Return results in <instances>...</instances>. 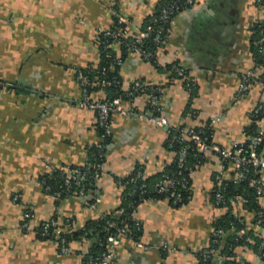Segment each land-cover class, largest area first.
<instances>
[{
  "label": "crops",
  "instance_id": "crops-1",
  "mask_svg": "<svg viewBox=\"0 0 264 264\" xmlns=\"http://www.w3.org/2000/svg\"><path fill=\"white\" fill-rule=\"evenodd\" d=\"M164 1L0 0V81L15 87L21 81L24 89L0 90V264H86L83 256L89 248L84 241H71V253L63 255L57 243L38 238L33 230L54 218L69 233L77 232L100 215L120 211L123 181L136 169L154 180L174 164L176 155L167 146L169 129L114 114L102 176L93 193L59 200L42 185L43 176L54 169L85 166L91 148L101 143L96 113L78 105L82 92L77 75L100 65L97 37L116 21L109 7L114 4L129 20L124 35L133 37ZM263 21L264 6L257 0H197L175 17L157 52V65L136 54L126 56L119 71L123 91L136 81L158 89L170 128L205 127L217 120L211 128L213 144L230 150L243 140L251 113L264 102L259 81L264 68L257 67L251 46L254 28ZM172 64L187 70L198 87L196 95L166 70ZM249 71L255 72L256 82L237 101L241 76ZM105 97L102 89L91 94L93 101ZM123 106L149 110L145 96L133 103L123 100ZM258 128L264 130V118ZM205 157L191 174L184 204L159 200L135 209L143 247L121 240L114 264H201L200 254L210 251L215 221L225 213L213 198L222 160L213 151ZM226 168L228 181L234 171L231 164ZM260 176L264 179V169ZM94 195L100 198L96 210L89 205ZM260 204L264 209V197ZM27 211L34 215L28 233L20 229ZM242 217L264 238V228L252 227L254 213L245 211ZM237 254L243 264H264L248 247ZM212 264L224 263L214 259Z\"/></svg>",
  "mask_w": 264,
  "mask_h": 264
},
{
  "label": "built area",
  "instance_id": "built-area-1",
  "mask_svg": "<svg viewBox=\"0 0 264 264\" xmlns=\"http://www.w3.org/2000/svg\"><path fill=\"white\" fill-rule=\"evenodd\" d=\"M197 0H186L184 3H181L180 0H172L168 5H166L162 12L159 13L158 17H154L151 25H149L146 30L140 31L132 38H128L124 35L125 31L121 29V26L129 24V20L120 16L117 10V7L112 4L109 7L112 15L117 19V23L115 22L113 26L106 30L101 31L99 34H103L104 45L106 57L109 59H113L114 62L122 67L124 62L119 55L114 56L110 49L120 48L121 46H125L129 52L132 54H136L140 56L143 60L147 62H151L152 59L157 61V52L161 49V46L164 45L166 41V34L173 24L175 17L181 13L183 10H188L187 8H192L195 6ZM258 4L264 6V0H257ZM189 8V9H190ZM160 24V25H159ZM260 30V40L256 42V45L259 46V52L263 57L264 61V21L259 25ZM151 39L155 49L150 51L144 49V44L147 40ZM156 50V51H155ZM119 54V51H117ZM264 68V67H259ZM107 69H103L101 74L105 75ZM172 74H175L177 78L182 79L187 87H195L196 83L193 79L189 77L186 73V69L181 66L173 65L171 70H169ZM255 72L249 71L244 73L241 76V81L235 96L237 101L243 100L250 89L255 83ZM77 81L81 88V99L78 101V105L88 111L95 112L98 117V126L103 131L101 135V141L109 138L111 133V118L114 114H121L125 116H132L138 120L147 121L151 124H155L160 128H168L170 129V124L168 120L162 115V106H161V98L158 95V89L146 84L142 81H136L133 83L127 90V101L133 103L136 98L140 96H145L149 103V110L147 112H138L136 109L130 108L127 109L123 106V100L121 98H115L110 100L108 98H104L99 101H93L91 99V90L94 87V84L91 82L90 78L83 74L78 73ZM105 86H111L112 84H119L117 80L115 81H103ZM262 84V83H261ZM9 84L0 83V89H5ZM264 87V84H262ZM264 113V102L258 105L250 115L252 121L257 120L258 117ZM217 120H213L208 126L212 128L213 123ZM252 123V122H251ZM208 138H205L204 132H197L193 129H184L180 131V135L176 134L173 136V143L177 142H192L195 145V149L198 153L203 156H206L209 151H213L217 153L221 160L222 165L220 171L216 175V182L218 184V188L222 186V182L225 181L226 174V166L229 164L233 167L234 176L233 181L235 184L240 183L242 180L246 178V176L254 171H261L264 169V148L261 149L264 144V130L260 131L258 135L253 137H247L244 132V138L240 142H235L230 150H223L216 146H210L207 142ZM191 146H186L179 153H177V166L178 172L172 174H164L162 179L155 184L153 188V192L160 196H165V200L172 201L174 204H179L183 201V192L188 191L191 186V174L194 171L192 167L188 165V153ZM101 149V147H100ZM195 151L194 149H192ZM100 155V153H97ZM93 157L96 158L97 155L93 154ZM102 165L97 160L92 161L88 160L83 169H61V170H52L49 175H53L56 171H59L57 178L64 180V185L58 187L56 190L48 185L47 181L43 182V187L45 192L53 193L49 195H53L56 198H61L62 195L71 194V191L74 188H77L74 192L75 195L80 198H86L88 195L87 187L89 184H93L96 186L98 181L102 176ZM144 181V173L142 170L137 172V175L130 180V183L135 184V191L132 192V196L138 194L139 198L142 200L143 204L151 202L148 197H146L148 193L147 184L141 183L140 181ZM251 186L256 189V195L258 197L259 203L261 199L264 197V179H254L251 181ZM61 189V190H59ZM67 198V197H66ZM90 207L94 210L97 209L98 204L100 203V198L96 195L91 197ZM14 202L19 201V197H15L13 199ZM245 200L242 195H238L234 198L226 199L223 192L219 191L215 195V203L222 209H228L231 207L233 209V213L237 217H242V212H245L243 207ZM136 202L130 205L131 208H135ZM261 206V204H260ZM262 208V207H261ZM123 214V211L120 210L115 213L116 216H120ZM103 217V215H100ZM34 218V215L27 211L23 215V220L20 224V229L23 232H31V223ZM254 224L252 225L255 229H260L264 222V209L257 214L255 218ZM244 221V220H243ZM245 223V222H244ZM134 230L132 231L129 226H120L116 224L114 221H107L105 230L108 232L106 237V243L99 238L98 235L93 237L92 231H85L83 236V241L86 243L89 248L85 256L89 254L90 248H92L95 244L105 247L107 246V251L102 252L101 255L94 257L89 256L88 262L86 264H114L115 263V248L120 244L121 240L129 239L137 242V246L142 248L143 246L137 239H134L135 234H140L142 232L141 225L138 221L134 220ZM248 227V225H247ZM248 228H251L248 227ZM80 230H84V228H80ZM36 236L41 238H47L53 240L59 246V251L63 255H69L71 253L70 243L67 239V234L69 230L57 219H50L48 221L43 222L33 230ZM239 237H245V242L248 245L254 243L251 237L247 236L246 229L242 228L237 232ZM137 236V235H136ZM225 238V232L223 230H215L213 232V242L214 244L219 243L220 240ZM96 242L92 244V241ZM105 244V245H104ZM246 247V246H243ZM204 262H207L210 258L214 257L216 260L222 262L223 258L219 256V253L215 250L205 253ZM257 255L261 260L264 261V242L258 248ZM85 256H83L85 258ZM236 258L238 259V264H243L241 256L237 254Z\"/></svg>",
  "mask_w": 264,
  "mask_h": 264
},
{
  "label": "trees",
  "instance_id": "trees-1",
  "mask_svg": "<svg viewBox=\"0 0 264 264\" xmlns=\"http://www.w3.org/2000/svg\"><path fill=\"white\" fill-rule=\"evenodd\" d=\"M172 0H165L157 9V11L154 12V14L148 18V20L145 22V25L143 27V29L141 31L146 30V28L151 25V22L153 21V18L158 17L159 13L162 12V9L168 5ZM181 3H184L186 0H180ZM190 8V7H189ZM187 8V9H189ZM184 11V10H183ZM182 11V12H183ZM116 23H117V19H115ZM160 25V24H159ZM126 25L121 26V29L124 30ZM254 37L252 38V51L255 57V63L257 64V67H264V61H263V57L259 52V46L256 45V42H258L260 40V30H259V25H256V27L254 28ZM128 38H132V37H128ZM166 38H167V34H166ZM97 42L100 44V53H101V62L98 68H96L95 70H90V71H81V73L87 75L91 82L94 84V87L91 90V94L95 91H100L101 89L104 91L106 98L113 100L115 98H121L124 101H127V91H123V86H122V79L119 75V71L121 69L120 66H118L113 59H109L106 57V53H105V49H104V45L102 44L104 42V38H103V34H99L97 37ZM163 47V46H161ZM144 49L146 50H154L155 46L152 42L151 39L147 40L144 44ZM110 52H112V54L114 56L119 55L123 62H125V58L126 56L131 53L127 50V48L125 46H121L119 49V54L117 52V50L115 49H110ZM156 51V50H155ZM151 62L153 64L157 65L156 60L152 59ZM176 65L179 66L178 64H172L171 66H169L166 70H171L172 66ZM103 69H107L106 74L102 75L101 72ZM187 75L188 72L186 71ZM175 77L176 75L173 74ZM117 80L119 82V84H112L111 86H105L102 82L103 81H115ZM261 80V81H260ZM260 82H262L264 84V72L261 75ZM0 83H5V82H1ZM9 84L7 87H5V89H0V90H8V91H14L15 90V85L11 84V83H7ZM191 90L194 91L193 95H196L198 93V87L197 85L195 87H191ZM196 92V93H195ZM158 95L160 96V92L158 93ZM192 109H190V107L188 108V111H191ZM192 113H196L194 110H192ZM97 115V114H96ZM264 118V113L261 114L257 120L254 119V121L251 120V124L244 130L247 137H253L259 134V128H258V121ZM98 119V117H97ZM184 127H180V128H170L169 131V141L167 143V146L169 147V149L171 151H173L176 155V159L174 164L167 169L164 173H162L161 175H159L157 178L150 179V180H146V178H144V181L141 180L140 184L143 182L145 184H147L148 187V193L146 195V197H148L149 201L151 202H156L159 200H165V196H160L157 195L153 192V188L155 186L156 183H158L161 179L162 176L166 173L168 174H172V173H176L178 172V166H177V153L180 152V150H182L184 147L186 146H191L189 153H188V165L190 167H192V169L195 170L196 166H201L205 163L206 161V157L201 155L200 153L197 152V150L194 148L195 145L192 142H184V143H180L177 142L176 144L173 143V136H175L176 134L180 135V131L184 130ZM97 130H98V135L101 138V135L103 134V131L101 130V128L98 126V121H97ZM195 131L197 132H204L205 133V138L207 137L208 140V144L210 146H214L213 141H212V130L211 128L207 125L205 127H196L194 128ZM111 140V136L107 139H105L104 141H101L99 146H95L93 148H91V150L89 151V156H88V160H92L95 161L97 160L98 162L101 163V165L103 166L104 163V152L106 150V147L108 145V143ZM101 147V149H100ZM264 148V144L262 145L261 149ZM192 149H194L195 151H193ZM101 154V157L99 154ZM93 154H96L97 157L94 158ZM87 160V161H88ZM84 167V166H83ZM83 167H78V168H70V169H83ZM140 170V168L136 169V171L130 176L128 177L126 180L123 181V185L126 187L125 191H124V199H125V203L122 206V208L120 210L123 211V214H121L120 216H116L115 214H103V217H99L97 221L92 222L87 224L84 227V230H79L77 232H71L67 234V239L69 240V243L71 241H83V236L85 231L89 232L92 231L93 232V237H95V235H98L99 238H102L103 241H105L106 243V237L108 232L105 230L106 228V223L107 221H114L116 224L120 225V226H129V228H131V230H134V211L135 209L140 206L141 204H143L142 200L139 198V195L136 194L134 196H132V192L135 191L136 187L135 184L130 183V180L132 178H134L137 175V172ZM260 172L261 171H254L251 170V172H249V174L246 176V178L244 180H242L240 183L235 184L233 181V176L228 180V181H224L222 182V186L217 188L215 190V192L213 193V198L215 201V195L217 192L222 191L225 198L228 200L230 198H234L238 195H242L245 202L243 204V207L245 209V211H249L250 213H254V221L256 220L255 218L257 217V214L262 211V208L260 206L258 197L256 195V189L251 186V181L254 179H259L261 178L260 176ZM59 171H56L55 173H53V175H49V174H45L43 176L42 179V185L44 181H47L48 185H50L53 190H56L58 187H61L64 185V180L57 178L56 176H58ZM77 188H74L71 191V194L68 195H62L61 198H58L59 200H64L66 199V197H70L72 195H75V190ZM95 189V185L93 184H89L87 187V193H93ZM61 190V189H59ZM190 190V189H189ZM185 191L183 192V201L179 204H174L172 201H170L171 204H173L174 206H179L182 205L186 202L187 199V195L190 191ZM48 194H53V193H48ZM53 196V195H52ZM91 202V200H89V203ZM136 202L135 204V208H131L130 205L132 203ZM218 207V206H217ZM219 208H221L219 206ZM244 218L243 217H237L234 213H233V209L231 207H228V209H225V213L219 217L216 221H215V227H214V231L216 230H223L225 232V238L220 240L219 243H215L213 242V239H211V246H210V254L212 251H217L219 253V256H221L223 258V263L224 264H238L239 261L236 258L237 256V250L240 247L246 246L250 249H252L254 252L257 253L259 246L261 245L262 242H264V238H262L256 231H254L251 228H248L246 223H244ZM253 221V224H254ZM246 229L247 231V236L251 237L254 241L253 244L248 245L245 242V237H239L237 235V232L240 229ZM261 228H264V222L261 226ZM132 234L134 235V239L138 241L140 234H135L134 232H132ZM137 235V236H136ZM42 240H46L47 238H41L38 237ZM85 243V242H84ZM86 244V243H85ZM105 245V244H104ZM106 252L107 251V246H99L97 244H95L92 248H90V252L88 255L85 256L84 258V262L87 263L88 262V258L89 256H94L97 257L99 255H101L102 252ZM204 256H206L205 253H201L200 254V263L201 264H212L213 260L215 259L214 257L210 258L207 262H204Z\"/></svg>",
  "mask_w": 264,
  "mask_h": 264
},
{
  "label": "water",
  "instance_id": "water-1",
  "mask_svg": "<svg viewBox=\"0 0 264 264\" xmlns=\"http://www.w3.org/2000/svg\"><path fill=\"white\" fill-rule=\"evenodd\" d=\"M18 85H19V87H15V90L16 91H18V92H23L24 91V89L23 88H21V81H19V83H18ZM26 88H28V89H32V88H30L29 86L28 87H26ZM166 130H168V128H165ZM96 241L95 240H93L92 241V244H94Z\"/></svg>",
  "mask_w": 264,
  "mask_h": 264
}]
</instances>
